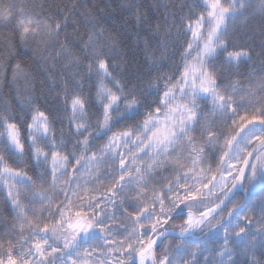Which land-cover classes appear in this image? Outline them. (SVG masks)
Returning a JSON list of instances; mask_svg holds the SVG:
<instances>
[{
	"label": "snow or ice",
	"instance_id": "obj_1",
	"mask_svg": "<svg viewBox=\"0 0 264 264\" xmlns=\"http://www.w3.org/2000/svg\"><path fill=\"white\" fill-rule=\"evenodd\" d=\"M118 6L0 0V264H264V0Z\"/></svg>",
	"mask_w": 264,
	"mask_h": 264
},
{
	"label": "trees",
	"instance_id": "obj_2",
	"mask_svg": "<svg viewBox=\"0 0 264 264\" xmlns=\"http://www.w3.org/2000/svg\"><path fill=\"white\" fill-rule=\"evenodd\" d=\"M93 3H99L101 7L105 8V13L103 15L107 16V14L110 12L111 16L107 18L105 21L107 26L110 28H113L114 31L120 32L122 35V38L126 37H132L134 36V30L131 26V24L127 26H122L121 24V17L122 16H131V13L128 12H122L119 8V4L126 2V0H92ZM138 4L144 5V7L141 9L142 11H147L148 4L152 3L153 0H136ZM164 3H168L169 0H163ZM156 15H159V13H156ZM251 23L255 24L257 21L253 20ZM71 32V29H69ZM83 31V29H81ZM131 43V41H128ZM259 42V37H257V44ZM257 50H259L257 48ZM137 57H140L139 52L136 53ZM20 62L21 65L27 69H30L35 74V80H36V88L37 91H48L47 88V76L45 70H42L37 67L36 63L32 59L29 51L23 47L18 49V55L16 56L15 60H13V63ZM9 78H10V70L8 72ZM11 89L9 86V83L3 81L0 79V96H3L5 98L11 99V96L9 95Z\"/></svg>",
	"mask_w": 264,
	"mask_h": 264
}]
</instances>
